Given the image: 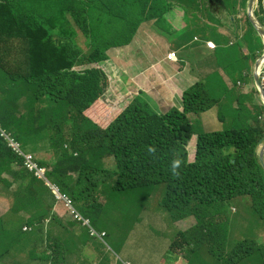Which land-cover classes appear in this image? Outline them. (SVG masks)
Instances as JSON below:
<instances>
[{
  "label": "trees",
  "instance_id": "trees-1",
  "mask_svg": "<svg viewBox=\"0 0 264 264\" xmlns=\"http://www.w3.org/2000/svg\"><path fill=\"white\" fill-rule=\"evenodd\" d=\"M185 2L194 5L196 0ZM263 12L264 1H259L255 15ZM171 18L164 0H2L1 83L20 88L10 98L15 103L23 97L26 112L20 115L0 102V122L31 151L37 152L43 140L50 145L53 161L40 160L39 165L48 168V179L95 222L102 197L110 202L122 190L157 183H165L163 206L174 214H198L209 204L244 194L264 219V172L253 152L264 135V120H257L264 106L247 107L243 100L233 104L238 86L252 80L250 74L235 72L228 87L211 73L184 92L183 110L160 113L141 92L113 114L103 106L101 118L90 115L110 85L108 74L95 64L109 59L114 47L128 44L144 21L168 37L180 28ZM246 24L251 28L247 17ZM215 104L224 109L226 129L201 131L196 159L190 162L185 146L195 126L187 113ZM248 114L251 124L245 123ZM107 115L101 125L99 120ZM173 161L180 162L178 175L173 174ZM2 173L11 178L7 187L15 211L32 209L30 218L20 215L17 221L44 231L45 220L53 215L54 196L0 137V177ZM7 221L0 220V226Z\"/></svg>",
  "mask_w": 264,
  "mask_h": 264
},
{
  "label": "clouds",
  "instance_id": "clouds-1",
  "mask_svg": "<svg viewBox=\"0 0 264 264\" xmlns=\"http://www.w3.org/2000/svg\"><path fill=\"white\" fill-rule=\"evenodd\" d=\"M164 1L167 14L169 13L172 16L170 23L179 25L180 28L174 32H169V34L167 33L168 37H162L155 33L150 22L144 21L140 24L128 44L114 47L109 52V59L95 64V66L101 67L110 79V85L101 97V101L104 102L105 98L115 89L118 93V99H121L117 107L120 108L128 97L144 92L150 104L160 113L167 112L174 107L183 110L184 92L199 80H205L211 74L197 76L198 67L196 60L198 53L202 49H206L212 52L214 57L219 52L226 56L233 54V58L238 61V63L222 67L217 73L212 72L221 79L226 78L225 81L222 80L228 87L233 84L228 77L237 71L241 70L243 74L248 73L252 77V80L246 84L238 82L240 86L237 88L233 104L243 100L247 107L252 105L264 106V97L261 96L260 89L253 77L254 72H256L264 90V12L258 17L255 15L259 1L263 3L264 0H254L252 8V19L256 26L262 30V33L258 31L248 17L249 0H204L201 7L195 4L189 5L185 0ZM243 1L244 5H242ZM1 2L2 0H0ZM182 6L186 7L188 12ZM242 16L244 24H242V19L238 21ZM246 17L251 28L246 24ZM187 28L189 29L188 36H184L183 34ZM148 35L158 40L160 45L154 43V50L151 51L147 43H141L140 54H137L134 50L136 40L140 36ZM205 35L210 37L206 38ZM253 36L259 41L260 52H252V63H254L253 66L249 67L246 62V53H249L250 49L246 42L248 38L252 39ZM15 37V41L18 42L20 33L15 35ZM237 47L238 53L226 52L230 49L236 50ZM130 48H132L133 59L127 54ZM137 59H139L138 66L142 69L140 73L133 71V65ZM166 64H173V66H166ZM149 69L150 71L148 72ZM156 69L165 70L163 71L164 74L175 79L173 84L170 86L166 85L159 74H156ZM118 73L120 75L117 77ZM114 76L118 79L117 85L111 82ZM2 81L0 78V88L3 89V92L0 91L1 97L3 96L0 102L16 110L18 99H22L23 104L24 98L18 97L13 103L10 94H13L16 90L20 92V88L15 84L10 85L8 88L4 87V84L1 83ZM110 102H114V100H110ZM165 105H167L166 108L164 107ZM243 108L246 110V107ZM223 110V108L219 107V104H215L200 113H187L189 120L195 126V130L185 146L188 160L191 154L194 155V161L196 159L198 137L201 131L213 132L226 129V124H224L223 116L221 115ZM25 112L19 111L18 114L21 115V113ZM257 120L260 122L264 120V109L259 110ZM252 122L253 117L248 114L245 123L251 124ZM209 127H212V129H209ZM47 133L51 134L49 131ZM0 137L6 141L7 146L17 156L24 158L27 170L33 173L38 180L45 183L55 199L53 215L45 220L44 231L31 227L27 222L17 221V217L20 215L25 219L30 218L31 213L29 210L32 209L24 208L20 209V212L15 211V198L11 195V189L7 187L11 178L8 174L2 173L0 177V202H2V199L10 200V208L0 215V220H8L6 224L0 226V264H23L20 262L19 257L24 255L28 258L27 264H37L41 258L44 259L41 264H83V260L80 257L70 258L69 255L72 249H79L88 253L97 252L95 244L89 241L84 234L85 227L89 228L91 237H97L102 241L108 236L107 232L105 230L101 232L94 230L91 227V218H87L78 209L74 200L68 194L62 192L57 184L52 183L48 179V168L39 165L40 160H45L47 163L53 161L52 149L48 143L44 140L39 142V148L44 150V153H49L50 158L38 159L35 155L40 154V149L34 152L25 148L20 141L16 140L11 133L3 128L1 122ZM149 151L154 150L149 149ZM261 151L264 162V135L256 140L253 150L257 162L264 172L259 159ZM179 166V161H173L172 171L174 175L179 174L177 171ZM12 198L14 199L13 204ZM107 199V197L100 199L102 209H100L98 220L95 222L92 219L100 226L102 224V216L109 205ZM163 200L161 201L162 206ZM241 202L246 204L254 213L251 197L244 194L234 195L220 205L209 204L200 210L198 214L189 213L181 216L170 212L163 206L170 214L174 224L179 226L177 239L172 241L167 238L163 243H145L144 245L133 242V251L134 253L154 251L156 255L148 264H264V225L261 235L254 237L243 249H241L243 241L240 242L239 249L236 247L228 249V245L231 243L228 210H235V205L242 204ZM58 209L62 214L66 213V223L57 217ZM12 218L15 219L13 224ZM237 221L238 219L235 218L232 223L236 225ZM195 228L197 229L196 233H189ZM55 229L59 230L54 231ZM147 230L149 231V228ZM39 251H41V254H38ZM32 252L35 255H32ZM171 255L172 258L168 261L166 257ZM104 257L107 258L106 262ZM100 260L102 263L99 264L110 262V259L105 254L100 255ZM125 264L141 263L129 261Z\"/></svg>",
  "mask_w": 264,
  "mask_h": 264
},
{
  "label": "rangeland",
  "instance_id": "rangeland-1",
  "mask_svg": "<svg viewBox=\"0 0 264 264\" xmlns=\"http://www.w3.org/2000/svg\"><path fill=\"white\" fill-rule=\"evenodd\" d=\"M203 3L204 0H196L195 5H199L201 7ZM239 17L241 16L239 15ZM241 19L242 24H244L243 16L242 18H239L238 21H241ZM242 28L244 27L242 26ZM205 37L209 38L210 36L205 35ZM246 44L250 49V52L246 53V62L247 65L251 67L254 63H252V52H260V44L255 36H253L252 39L248 38ZM226 52L238 53L239 50L237 47L236 50L230 49ZM127 54L131 59L134 58L132 55V48L127 51ZM233 63H238V61L233 58V54L226 56L223 55L222 52H219L216 57L213 58L212 72L217 73L222 67ZM113 66L115 65L113 64ZM234 74L235 73L231 74L228 78L232 79ZM119 75L120 73L117 74V77ZM117 77L114 76L111 81L115 85L118 84V79H116ZM9 86V84H4V87L8 88ZM0 91L3 92V89L0 88ZM2 97L0 93V99ZM118 98V93L115 89H113V92L105 98L104 102L100 101L98 106L96 105L94 109L90 111V115L93 118H101V109L103 106H105L107 112L111 111L113 114L114 111L117 110L118 104L121 101V99ZM110 100H114V102H110ZM164 107L166 108L167 105ZM16 110L17 112H25V109L22 108V99H18ZM106 119L107 120H99V123L101 125L107 123L109 119L108 115L106 116ZM209 129H212V127H209ZM43 151L44 150L40 149V154L35 156L38 159L50 158V154L47 152L44 153ZM189 160L194 161L193 154L189 156ZM165 192V183H157L149 187L128 188L124 192H119L118 196H115L114 199H110L109 205L102 216L101 226L96 224L92 219L90 220L91 227L94 230L97 232L105 230L108 236L105 237L103 241L97 237H91L89 228L85 227L84 234L89 241L95 244L97 252L88 253L83 250L72 249L69 257H80L83 260V264H99L102 263L100 255L105 254L110 259V262L107 264H125L129 261L148 264L156 253L154 251H144V253H141L140 251L138 253H134L133 242L144 245L145 243H163L167 240V238L174 241L177 239L179 233V226L174 224L170 214L161 205ZM11 200L13 204L14 199L12 198ZM1 201L0 215L5 213L10 208V200L2 199ZM241 203L242 204L235 205V210H228L231 230V243L228 245V249H233L234 247L239 249L240 242L242 241L243 243L241 245V249H243V247L247 246L254 237L260 236L262 233L264 220L259 218L255 211L253 213L246 204L243 202ZM56 215L61 219V221L66 223V213L62 214L58 209ZM235 218L238 219L236 225L232 223ZM148 228L149 231L147 230ZM58 230L59 229H55L54 231ZM259 238L261 239V237ZM31 254L35 255L33 252ZM38 254H41V251H39ZM104 258L106 262L107 258ZM171 258L172 255L166 257L168 261ZM19 260L21 263L27 264L28 258L24 255L19 257ZM43 262L44 259L41 258L37 264H41Z\"/></svg>",
  "mask_w": 264,
  "mask_h": 264
},
{
  "label": "crops",
  "instance_id": "crops-1",
  "mask_svg": "<svg viewBox=\"0 0 264 264\" xmlns=\"http://www.w3.org/2000/svg\"><path fill=\"white\" fill-rule=\"evenodd\" d=\"M141 43H147L148 44V48L149 50L153 51L154 50V43H157L160 45V42L158 40H156L154 37H152L151 35L148 36H140L137 40H136V46H135V52L137 54H140V50H141ZM213 58H214V54L206 49H202L201 51H199L198 53V57L196 60V65H197V76H205L207 74H210V72L213 71ZM139 65V59H137V61L135 62L134 69L133 71L135 73H140L142 72V69L138 66ZM136 66H138V68H136ZM166 66H173V64H166ZM150 71V69L148 70V72ZM163 71L165 70H161V69H156V74H159L160 78L163 80V82H165L166 85H172L174 80L172 77H168L166 74L163 73ZM224 81L226 80V78H222ZM78 264V263H77Z\"/></svg>",
  "mask_w": 264,
  "mask_h": 264
},
{
  "label": "water",
  "instance_id": "water-1",
  "mask_svg": "<svg viewBox=\"0 0 264 264\" xmlns=\"http://www.w3.org/2000/svg\"><path fill=\"white\" fill-rule=\"evenodd\" d=\"M253 2H254V0H249L248 9H247V14H248V17H249V19L251 20L252 24L258 29L259 32L262 33V30L256 26L255 22H254L253 19H252V8H253ZM256 64H257V63H256ZM253 77H254L255 83L257 84V86H258L259 89H260V94H261V96L264 97V90H263V88H262V86H261V84H260V82H259L258 74H257L256 72H254ZM259 159H260L261 164H262V166H263V168H264V162H263V160H262V151L259 153Z\"/></svg>",
  "mask_w": 264,
  "mask_h": 264
}]
</instances>
